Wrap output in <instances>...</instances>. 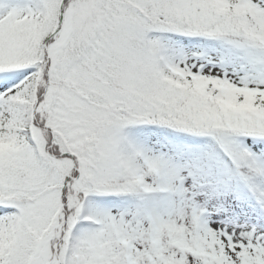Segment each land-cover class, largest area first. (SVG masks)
Segmentation results:
<instances>
[{
    "label": "snow or ice",
    "instance_id": "6c2138e0",
    "mask_svg": "<svg viewBox=\"0 0 264 264\" xmlns=\"http://www.w3.org/2000/svg\"><path fill=\"white\" fill-rule=\"evenodd\" d=\"M0 264H264V0H0Z\"/></svg>",
    "mask_w": 264,
    "mask_h": 264
}]
</instances>
